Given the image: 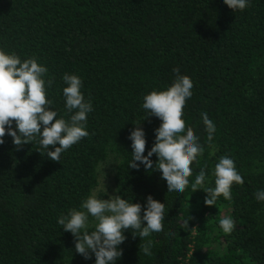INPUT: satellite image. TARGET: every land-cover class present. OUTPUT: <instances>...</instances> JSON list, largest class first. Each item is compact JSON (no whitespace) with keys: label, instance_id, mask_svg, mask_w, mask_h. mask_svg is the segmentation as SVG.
Listing matches in <instances>:
<instances>
[{"label":"trees","instance_id":"trees-1","mask_svg":"<svg viewBox=\"0 0 264 264\" xmlns=\"http://www.w3.org/2000/svg\"><path fill=\"white\" fill-rule=\"evenodd\" d=\"M0 48L47 67V98L66 120L64 73L80 76L93 104L88 136L60 161L36 141L18 148L5 135L0 264H95L94 255L75 252L73 234L57 218L96 190L99 166L110 156L119 160L117 195L141 205L152 195L165 205L162 232L142 239L124 231L117 264H264V201L255 199L264 189V0L235 12L222 0H0ZM174 68L193 82L182 118L204 147L182 193L168 192L155 154L151 169L128 166L134 123L145 131V155L161 124L147 117L142 98L170 85ZM202 112L216 125L211 141ZM222 155L234 160L244 183L233 184L231 200L206 206L207 194L191 184L204 168L214 186L211 171ZM223 216L235 222L231 233L219 226ZM186 219L189 229H181Z\"/></svg>","mask_w":264,"mask_h":264},{"label":"clouds","instance_id":"clouds-1","mask_svg":"<svg viewBox=\"0 0 264 264\" xmlns=\"http://www.w3.org/2000/svg\"><path fill=\"white\" fill-rule=\"evenodd\" d=\"M234 12L243 11L250 0H222ZM47 67L38 59H22L15 52L0 48V144L7 134L19 146L36 141L43 154L53 161H60L61 154L82 138L88 136L86 122L93 111V104L82 92L83 82L74 73H64L62 95L65 109L71 113L66 120L60 116L47 98L45 75ZM172 83L163 89H153L142 98V108L149 116H156L161 124L155 129V141L147 151L146 135L140 123L129 134L131 141V161L128 166L139 168L142 164L151 169V157H158L156 168L167 183L168 192L182 193L189 184L193 169L191 165L203 155L204 147L200 138L191 128H186L184 108L193 95V82L187 75L174 68ZM51 81L47 84L50 85ZM146 117V118H147ZM145 118V119H146ZM207 139L211 141L216 131L215 123L206 112L201 113ZM13 124L15 127H13ZM54 148V150H52ZM41 152V151H40ZM139 162V163H137ZM214 186H209L205 169L201 168L191 184L193 192L203 190L207 195L206 206H214L219 197L231 200L233 184H243V178L234 160L222 155L211 171ZM118 191V190H117ZM257 201H264V189L255 193ZM143 212V214H141ZM165 205L148 195L144 204L133 203L131 198L120 195L101 198L93 190L84 198L79 208L61 214L57 223L63 231L71 232L75 238V252L85 259L95 257V264H117L122 255L120 245L126 239L124 231L138 232L142 239L152 233L163 231ZM219 226L225 233H231L235 222L231 216L219 219ZM181 229H189V220H184ZM136 235V234H135ZM143 252L150 255L145 245Z\"/></svg>","mask_w":264,"mask_h":264},{"label":"rangeland","instance_id":"rangeland-1","mask_svg":"<svg viewBox=\"0 0 264 264\" xmlns=\"http://www.w3.org/2000/svg\"><path fill=\"white\" fill-rule=\"evenodd\" d=\"M118 162L119 160L117 158L110 156L106 162L99 166V185L96 188L99 197L108 198V196L117 195L114 178Z\"/></svg>","mask_w":264,"mask_h":264}]
</instances>
